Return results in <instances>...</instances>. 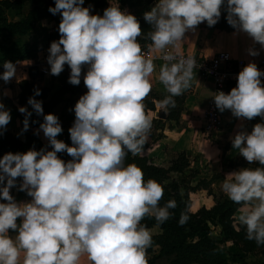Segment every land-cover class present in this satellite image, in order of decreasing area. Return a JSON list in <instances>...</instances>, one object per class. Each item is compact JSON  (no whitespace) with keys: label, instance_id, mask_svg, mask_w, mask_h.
Masks as SVG:
<instances>
[{"label":"clouds","instance_id":"clouds-1","mask_svg":"<svg viewBox=\"0 0 264 264\" xmlns=\"http://www.w3.org/2000/svg\"><path fill=\"white\" fill-rule=\"evenodd\" d=\"M83 4L84 0H55L48 9L61 15L60 38L47 50L50 74H60L67 64L68 83L79 85L86 67L87 91L75 103V119L68 129L71 146L57 139L61 124L56 115L43 114L42 101L35 99L40 95L36 88L27 104L43 115L39 130L51 150L29 149L0 157V200L4 201L0 202V264H81L82 258L89 264H148L152 234L141 221L152 216L163 223L176 202L160 205L161 184L145 180L142 170L134 163L125 165L124 158L141 152L151 127L143 100L157 71L155 54L164 61L157 79L168 93L155 103L167 112L176 106L174 97L190 86L196 66L193 56L179 54V42L201 22L215 25L222 6L228 24L264 48V0H157L143 14L152 29L145 34L151 42L147 52L137 40L139 21L121 10L117 0H111L103 15L91 14V6ZM248 53L259 54L253 48ZM2 67L0 80L7 84L16 77V65L4 61ZM262 76L264 71L249 62L239 71L236 87L213 97L221 112L228 109L233 116L249 120L261 117L251 132L242 130L230 137L240 156L260 166L231 171L221 185L224 194L241 205L237 220L246 238L257 246L264 245ZM18 111L25 115L26 131L32 111L24 106ZM10 119V111L0 102V134ZM59 152L72 159L65 162ZM17 177L22 178L18 190L30 200L18 202L10 194ZM188 218L182 212L178 223L183 225Z\"/></svg>","mask_w":264,"mask_h":264},{"label":"rangeland","instance_id":"rangeland-1","mask_svg":"<svg viewBox=\"0 0 264 264\" xmlns=\"http://www.w3.org/2000/svg\"><path fill=\"white\" fill-rule=\"evenodd\" d=\"M22 0H13L12 2H9L8 0L5 1V5L11 4L15 8L19 7ZM27 8L32 7L31 2H34V0H28ZM40 2V5H42L45 2L48 3V7L45 9L31 11L32 12V19L37 14L45 13L49 14L48 11L50 6L55 5V0H38ZM113 3L116 2V0H112ZM111 0H84L83 7H90V13L91 14H98L103 15L104 9L110 6ZM117 3H120L118 6L120 9L126 8L127 10H130V13L134 16L136 15V12L139 13L143 10H148L150 7H154L157 3V0H117ZM150 4V5H149ZM44 7V6H43ZM2 6L0 5V18L2 16ZM26 8V9H27ZM35 9V8H34ZM135 13V14H134ZM53 15V14H52ZM226 11L224 10L223 6L221 8V16L218 20V22L215 24L218 27L226 28L230 27L231 25L228 24L226 20ZM31 19V20H32ZM30 21H26L25 24L22 26H17L15 30H20L27 25L30 24ZM61 20L60 13H57L53 15L52 17H48V19H44L40 21L37 25V30L33 31L30 34H27L23 37V35H10L8 36V39L5 38L6 33L1 32L0 33V44L6 45V46H12L16 45V47H23L26 45H29V40L31 36L37 32L41 31V25L43 26L44 31L48 30H55L58 28V25ZM139 22L141 20H138ZM140 28H145L148 23H139ZM203 25L208 26L206 22H202ZM35 29V25L31 30ZM0 31H1V24H0ZM53 33V32H52ZM49 33V34H52ZM8 40V41H7ZM36 43V42H34ZM34 43L32 45H34ZM45 49H38V52H42L43 57L39 60L40 62L44 58L47 62V56H48V48L50 47V44H45ZM42 56V55H41ZM35 57H38V53H36ZM159 63V62H155ZM49 66V65H48ZM41 64L39 65H32L29 68L30 73H32L33 81L31 84H24L22 82L23 89H21L20 94L17 97V101L22 104H27L28 100V93L33 88L34 90L36 88H46L50 89V91L47 93V95H51L54 91L59 89L61 86L58 84H55L56 78H58L60 81L63 76V72L58 74V76L51 75V78H46L45 81H43V74L41 72ZM65 72V74H70V68L67 64H65L64 69L62 70ZM264 84V82H262ZM150 94L155 93V96L153 97L154 105H155V111L147 110L146 114L151 118V127L148 130L146 134V140L145 142L148 145V148L141 152L140 156H146L148 157L155 165L163 167L165 169H169L170 167H175L178 169L181 173L177 171H169L167 175V179L164 180V183L168 184L172 181H175L179 184V194L181 197V205L177 207V213L180 216L182 212L186 213L189 217L188 220H193L195 218H198L200 215V209H211L214 206V199L220 196H226L224 192L222 191V182L224 180V176L234 170H238L239 168L243 167H250L255 168L260 166L257 162L249 163L247 160H245L242 156L238 154V150L233 149L230 137L234 136L237 132L246 130L248 132H251L253 126L256 123L261 122V117L256 116L253 117L251 120L245 119V126L240 127L235 126L232 129H229L228 132H220L222 128L223 123V116L221 113L219 114V125L213 129L212 131H205L204 128L199 126H193V123L196 121L188 120L187 118H181V123L178 120H165V117L167 115V112L160 110L156 107L155 101H159L163 99L166 95H168L167 92H163L160 90H154L151 88ZM148 93V94H149ZM146 95V97L148 96ZM66 97H69V95H66ZM79 98V96H75ZM144 98V100L146 99ZM183 95L174 97L176 106L170 107L169 109H177L180 106V98H182ZM38 100V98H35ZM143 100V101H144ZM42 101V104L45 103V101ZM145 106V105H144ZM208 106V105H207ZM206 106V108H207ZM26 108L31 109L30 105H26ZM61 109L62 104H57L52 108V114L56 115L58 117L59 122L61 123ZM206 112V109H205ZM161 120V121H160ZM204 120L205 119V113H204ZM242 121V120H241ZM163 126L161 130L158 131L160 133V136L163 135V131L166 132V139H162L161 141H155V135L156 132L154 130L155 127ZM204 125V124H203ZM168 126L172 127L173 132L168 130ZM23 124L19 119H14L13 123H11V127L9 128V133L17 136L19 139L24 140L25 136L23 133ZM29 131H32L37 134L39 139L43 143H47V138L44 137L43 131L39 130V126L34 128H29ZM39 130V131H37ZM168 130V131H167ZM197 130V131H196ZM61 134V133H60ZM60 134H58L57 139H60ZM179 140V148H177L176 141ZM184 149V150H182ZM21 181V180H20ZM20 181H17V185L10 189V194L19 201H28L31 199L25 191H19V183ZM1 202V201H0ZM239 215V210L233 214L234 219V226L235 229L238 231V235L235 236V238H230L225 244H207L202 245L200 242L201 234H197L196 236L192 237L188 240L191 244H193L194 249L193 252H189L190 255L193 257H190L191 259L195 261H203L208 264H212L215 260L218 258L226 259L227 262L229 260L227 259V253L231 252L236 254L238 252V248L240 250V254L242 258L250 263V264H256L258 262H264V245L257 246V244H251L248 240L246 242L248 244H245L241 237H244L243 231L236 226L239 222L237 220V217ZM212 232L211 237L213 239H222L223 236L220 233V227L210 225ZM148 230L152 234V244L146 251V259L151 258L152 256L158 255V253L161 250L162 244H168L170 241L174 240L177 237V232L172 227L167 228H161L157 224H153L149 227H147ZM248 245V246H247ZM238 247V248H237ZM250 251V252H249ZM187 254V253H186ZM188 255V254H187ZM187 260V257H185L184 253L181 252H172L167 255H163L159 258H157L154 262V264H185ZM194 264H199L197 262H192ZM230 263V262H229ZM81 264H89V262L86 260V258H82ZM191 264V263H189ZM235 264H240L239 260Z\"/></svg>","mask_w":264,"mask_h":264},{"label":"trees","instance_id":"trees-1","mask_svg":"<svg viewBox=\"0 0 264 264\" xmlns=\"http://www.w3.org/2000/svg\"><path fill=\"white\" fill-rule=\"evenodd\" d=\"M5 1H1L0 5L2 7H6L4 4ZM9 6V4L7 5ZM48 7V3L45 2L44 7H35L33 11L45 9ZM18 8V7H17ZM52 13L45 14H37L36 16L32 17V12L30 11L27 16L24 19H19L18 21L13 22H7L5 19L0 18V24L4 32L6 33L5 38L8 39V36L10 35H25L29 30L33 28L35 23L44 17H52ZM32 19V20H31ZM30 24L27 25V27L15 30L17 26H22L26 23V21H30ZM145 27L144 29L146 32L151 31V25ZM209 28H221L216 25L213 26H207ZM226 27L223 29L231 28ZM60 38V33H45L43 35V38L39 41H36L34 45H30L27 47H16V45H10L6 46L3 44H0V65L3 64L4 61H11V62H17L22 60H28L35 58L36 53L39 51L38 49H45V44H51L53 40H58ZM8 41V40H7ZM150 41V40H149ZM86 71V67L82 68V74H81V82L79 85H72L68 83V75L63 72L62 79L60 81V88L54 91L51 95H47V93L50 91V89L41 88L40 95L35 96V98H38V100H43L45 103L42 104L43 107V114H52V108L57 104H62L61 109V127L62 132L60 134V139L69 146H71L72 142L70 140V133L68 129L72 126V123L75 119L74 111H72L75 103L79 98L75 96H81L86 91L87 88L84 85L83 81V73ZM31 77L32 73H30ZM24 84H31L28 81H23ZM20 88L23 89L22 82L20 83ZM66 95H69V97H66ZM156 94H148L146 99L143 101L145 105V112L147 110L155 111V105L153 101V97ZM34 96V89L32 88L31 91H29L27 97ZM180 103L182 104V99L180 98ZM177 109H168L167 115L165 117V120H178L179 113L181 111L182 105ZM29 111H32V109H29ZM22 118L24 120L25 115L22 114ZM35 121V122H34ZM161 121V120H160ZM43 122V115H37L34 111H32L31 117H29V128H34L39 126L40 123ZM262 122V121H261ZM164 126V125H163ZM163 126L155 127L154 130L157 132V130H161ZM23 130V129H22ZM24 133V140L19 139L17 136L9 133L7 130H3L2 134H0V157H2L4 154L8 152L16 153V152H26L29 149H35L40 150L41 148L47 147V150H51V146L47 143H43L36 133L29 131L27 129L26 131L23 130ZM155 140L160 136V133H156ZM148 145L145 142L143 145V148L141 152L145 151L147 149ZM140 152V153H141ZM139 153V154H140ZM132 155L131 153H128L126 157L124 158V164L127 165L129 163H134L136 166H138L142 172L144 179H153L157 181L161 186L163 187V196L160 200V205H163L168 200H175L176 207L174 209H170V212L172 215L163 223H158L154 217L152 216H145L144 219L141 221V224L145 225L146 227H149L153 224L159 225L161 228H167L172 227L177 232V237L170 241L168 244H162L161 250L156 256H152L151 258L147 259L148 264H154L155 260L163 255L170 254L172 252H181L185 254V257H187V260L185 264H189L192 262H197L199 264H208L203 261H195L191 259L190 257H193L190 255L189 252H193L194 246L190 242H188L189 239L196 236L197 234H201V244L207 245V244H225L230 238H235V236L238 235V231L235 229L234 226V219L233 214L237 211L241 205L234 203L231 201L227 196H220L215 199V204L211 209H205L201 208L200 215L198 218H195L193 220H187V222L183 225H180L178 223L179 215L177 213V207L181 205V197L179 194V184L175 181H172L171 183H164V180L167 179V175L169 171H177L181 173L178 169L175 167H170L169 169H165L163 167L155 165L148 157L146 156H140ZM58 157H60L62 160L67 162L68 160L72 159L66 152H59L57 153ZM182 174V173H181ZM17 181H20L22 178L17 177L15 178ZM1 202H4L3 200H0ZM210 225L218 226L220 227V233L222 234V239H213L211 237L212 229ZM244 233V237H241L243 242L245 244H248L246 240L249 241L251 244H256L254 240H249L246 238L245 229L240 224H237ZM248 246V245H247ZM238 248V247H237ZM240 250L238 248V252L236 254L234 253H227V259L229 262H227L226 259L218 258L215 260L212 264H235L238 260L240 264H250L246 262L241 255H239ZM250 252V251H249ZM188 255H187V254ZM256 264H264V262H258Z\"/></svg>","mask_w":264,"mask_h":264},{"label":"crops","instance_id":"crops-1","mask_svg":"<svg viewBox=\"0 0 264 264\" xmlns=\"http://www.w3.org/2000/svg\"><path fill=\"white\" fill-rule=\"evenodd\" d=\"M1 1H7V0H0V2ZM8 1L12 2L13 0H8ZM28 3H29L28 0H22L18 8H15L11 4H9V6L2 7L1 8L2 18L5 19L7 22L18 21L19 19H24L27 16V14L30 11H32L35 7L42 8L44 6V3L40 5V2H38V0H34V2H31L32 7L27 8ZM119 4L120 3H118V5ZM151 8L152 7H150L148 10H143L139 13L136 12L135 15L136 19L141 20L139 23H143V22L147 23L143 18V14L147 11H150ZM121 10L130 13V10H127L126 8H122ZM44 19H48V17H44L38 20L35 23V29L29 30L27 34H30L32 31L34 33V31L37 30V26H38L37 24ZM43 26L45 25L44 24L41 25L40 32H37L31 36L29 40L30 42L29 45H26L24 47L30 46L34 42L41 40L45 33H52V32L59 33L58 28L55 30L51 29L48 31L47 30L44 31ZM147 26L149 28V25ZM1 32H4L2 27L0 33ZM146 33H147L146 30L144 28H141V36L137 37V40L140 44L151 43L149 40L145 38ZM27 34L23 35V37L26 36ZM249 48H253L257 50L259 54L255 56L249 55L248 53ZM179 52L188 53V54H197L204 56L206 58L213 57L214 55L220 52H227L229 53V55L233 60H243L247 63L249 62L259 63L264 59V48H261L259 43H253L251 37H249L246 33L237 31L233 27L228 29L209 28L203 25L202 22L199 25H197L194 30H188L185 32L184 37L179 42ZM37 53H38V57H35L33 59L13 62L16 65V77L11 79L7 84L3 80H0V102H2L5 105V107L10 111V116H11L9 123L6 125V130L8 131L14 119H19L23 124V118H22L23 113L19 112L18 108L21 106L26 107L27 104H22L18 102L17 97L21 91L20 88L21 81L24 80L31 83L34 80L30 75L29 68L32 65H39L40 63L42 66L41 69L43 68L46 70V73L43 74L42 76L43 81H45L46 78L48 79L51 78L52 74H50L49 72V66L45 61V59L43 58L41 62L39 61L41 57H43L42 52H37ZM163 63L164 62H160V61L159 63L154 62V64L157 66V71H155L150 77L151 88H153L154 90L167 92L165 86L157 79L159 66ZM0 72H3L2 65H0ZM54 83L60 85V80L56 78ZM236 86H237V82L228 83L226 94L233 87ZM6 92L7 94H5ZM214 94H215V87L212 79L204 78L193 70L190 86L187 89H185L182 94L183 95V97L181 98L182 108L179 113V118H178L179 122L181 123L180 121L181 118H187L188 120L196 121L193 123L194 127L199 126L203 128L204 126L203 124L205 123L204 120L205 109L206 106L208 105V102L214 96ZM218 111L219 114L221 113V115L223 116L222 128L220 131H218V133L220 132L229 133L228 130L232 129L235 126H239V125L240 127L245 126L244 125L245 119L243 117L233 116L231 111L228 109H225L223 112H221L219 109ZM168 127H169L168 128L169 131L173 132V130H175L170 126ZM158 131L159 130H157L156 133H158ZM166 136H167L166 132L163 131V135L157 138L155 141L158 140L161 141L162 139H166ZM174 141H176L177 144L176 146L177 148H179V144H180L179 140L175 139ZM214 204H215V199H214ZM239 209L240 207L237 210ZM10 235H15V233L10 230Z\"/></svg>","mask_w":264,"mask_h":264},{"label":"built area","instance_id":"built-area-1","mask_svg":"<svg viewBox=\"0 0 264 264\" xmlns=\"http://www.w3.org/2000/svg\"><path fill=\"white\" fill-rule=\"evenodd\" d=\"M148 44L150 43L141 44L142 51L147 52ZM179 54L183 56L191 55L195 58L196 66L193 70L204 78L212 79L215 87V93L218 91L226 93L228 83H236L239 71L248 64L243 60H233L227 52H220L210 58L197 54L181 52H179ZM158 55L159 54H155L157 58H154V62H164L162 59L158 58ZM255 64L259 70L264 71V59ZM41 72L42 74H45L46 70L42 69ZM260 79L261 83L264 82V76ZM213 97L208 102L205 112L206 122L203 126L205 131L213 130L219 125V111L215 105Z\"/></svg>","mask_w":264,"mask_h":264}]
</instances>
